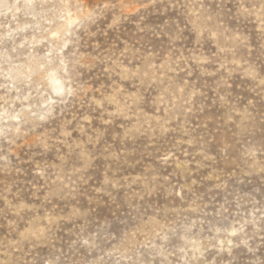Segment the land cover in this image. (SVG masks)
Returning a JSON list of instances; mask_svg holds the SVG:
<instances>
[{
    "label": "clouds",
    "instance_id": "obj_1",
    "mask_svg": "<svg viewBox=\"0 0 264 264\" xmlns=\"http://www.w3.org/2000/svg\"><path fill=\"white\" fill-rule=\"evenodd\" d=\"M0 264H264V0H0Z\"/></svg>",
    "mask_w": 264,
    "mask_h": 264
}]
</instances>
